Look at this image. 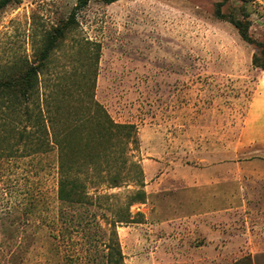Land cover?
Segmentation results:
<instances>
[{
	"label": "rangeland",
	"instance_id": "374dc122",
	"mask_svg": "<svg viewBox=\"0 0 264 264\" xmlns=\"http://www.w3.org/2000/svg\"><path fill=\"white\" fill-rule=\"evenodd\" d=\"M216 1L89 0L40 74L42 105L53 95L66 101L85 77L111 117L136 125L138 143L126 151L142 175L102 186L124 200L142 180L146 192L130 206L134 219L116 222L119 264H230L264 250V70L251 61L254 45L214 14ZM74 3L4 5L0 70L29 57ZM242 8L249 32L264 42V0L222 4L236 16ZM254 101L257 133L248 118ZM7 136L0 143V264H112L100 240L67 232L57 218V146L32 152L24 139ZM216 211L219 219L209 222ZM208 223L221 228V246H201Z\"/></svg>",
	"mask_w": 264,
	"mask_h": 264
},
{
	"label": "trees",
	"instance_id": "16d2710c",
	"mask_svg": "<svg viewBox=\"0 0 264 264\" xmlns=\"http://www.w3.org/2000/svg\"><path fill=\"white\" fill-rule=\"evenodd\" d=\"M10 1L0 0V9ZM88 1L75 0L66 18L44 30L39 46L33 48L29 57L5 64L0 70V143L8 142L7 135L14 134V141L24 139L32 152L57 146V218L63 221L67 232L80 230L90 241L100 240L109 250L103 256L108 262L119 264L123 256L116 222L132 221L130 206L143 200L146 192L142 180L141 186L125 194L124 200L102 186H120L131 176L142 175L140 163L130 159L126 151L130 144L138 143L136 125L111 117L94 98V83L87 84L85 77L71 87L66 101L53 95L42 105L39 97L40 74L51 52L75 27L76 12ZM224 1L215 2L214 14L229 20L241 38L254 45L251 61L264 70V42L249 32L248 10L242 8L241 16L226 13L222 10ZM92 205L96 209L93 213L89 210ZM230 264H253L251 253Z\"/></svg>",
	"mask_w": 264,
	"mask_h": 264
},
{
	"label": "crops",
	"instance_id": "0c3cea01",
	"mask_svg": "<svg viewBox=\"0 0 264 264\" xmlns=\"http://www.w3.org/2000/svg\"><path fill=\"white\" fill-rule=\"evenodd\" d=\"M257 104L258 103H256V101L252 102L250 107H249V112H248V118L251 121V126L253 127V129L255 130L256 133L258 132V128L260 126V125L259 126L257 125L258 124L257 123V119H258L257 112H259V108H258ZM261 115L264 118L262 113L259 114V116H261ZM261 126H264V124ZM261 133H263V135H264V129ZM217 189H218V186H217ZM218 193H220V189H218V191H216V194L214 195L215 198L220 197ZM219 217H220L219 211H216V214L213 213L208 218V221H209V219H213V220L219 219ZM203 221L205 223V220H203ZM217 224H219V223H217ZM205 225H208L207 226L208 227L207 242L202 243L201 246L202 247H213V248H215L217 246V244H219L221 246L222 241L220 238H218L220 235H222L221 228L219 226L215 227V225H212V223H208ZM212 237H214V238H212ZM214 251L219 252V249H215ZM221 255H223V253H221ZM240 255H242V253L238 254V256H240ZM251 256H252L253 264H264V250H260V251L251 250ZM219 257H220V255H219Z\"/></svg>",
	"mask_w": 264,
	"mask_h": 264
}]
</instances>
